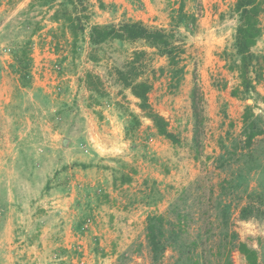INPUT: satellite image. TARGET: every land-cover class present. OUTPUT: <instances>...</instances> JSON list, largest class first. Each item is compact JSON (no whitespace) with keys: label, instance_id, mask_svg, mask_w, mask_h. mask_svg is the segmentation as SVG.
Returning <instances> with one entry per match:
<instances>
[{"label":"rangeland","instance_id":"1","mask_svg":"<svg viewBox=\"0 0 264 264\" xmlns=\"http://www.w3.org/2000/svg\"><path fill=\"white\" fill-rule=\"evenodd\" d=\"M234 1L185 0L194 18L186 26L172 21L179 0H84L88 19L73 41L67 23L53 18L58 1L0 0V91L9 89L0 94V111L1 96L10 99L0 124L27 133L19 139L22 154H0V264H172L170 248L151 261L147 215L166 212L184 188L186 204L204 209L219 139L239 135L248 104L264 119V61L254 92L230 94L238 85L227 67L235 59ZM126 21L175 34L185 50L177 88L168 85L166 58L142 41L90 44V25ZM260 21L252 51L264 56V11ZM135 50L146 51L137 78L151 83L150 107L176 142L157 133L116 75ZM22 52L23 81L15 60ZM121 174L130 180L121 182ZM258 179V171L250 174L249 187ZM146 184L160 201L147 196ZM230 221L264 262V217L241 220L234 209ZM231 259L246 264L236 249Z\"/></svg>","mask_w":264,"mask_h":264},{"label":"trees","instance_id":"2","mask_svg":"<svg viewBox=\"0 0 264 264\" xmlns=\"http://www.w3.org/2000/svg\"><path fill=\"white\" fill-rule=\"evenodd\" d=\"M40 5H53L56 9L53 18H62L75 41L78 32H83L88 14L85 12L84 0H37ZM185 0H179L174 10L172 21L176 24L190 25L194 18L184 12ZM233 11L237 23L233 36L232 55L235 59L227 64L237 74L238 85L230 92L232 96H245L255 89V83L261 75L264 56L252 51L262 34L260 15L264 11V0H235ZM89 42L99 45L107 40L142 41L155 53L167 60L168 85L177 88L183 78L185 66L182 44L171 31L161 28H149L141 21H126L118 25L89 26ZM145 50H135L125 65L116 69L120 83L130 89L138 99L139 108L152 121L157 133L172 142L176 136L168 130L166 120L154 112L148 102L151 83L138 80L137 72L141 67V57ZM222 55H229L223 52ZM25 53L15 56L20 79L28 77ZM140 65V66H139ZM92 74L85 75L86 83ZM24 84V83H23ZM88 87V84H87ZM197 117L196 107L193 105ZM242 126L239 135L226 136L219 139L220 152L213 157V167L217 170L216 180L209 177L205 208L187 203V188L178 194L167 207L166 212L151 213L146 217V242L149 247L151 261L157 262L167 248L175 252L172 264H233L231 252L241 253L246 264H264L259 260L258 251L238 240L237 233L231 230L232 210L238 209V218L260 219L264 217V119L253 112L251 105L244 107L241 116ZM258 171L259 179L254 187H249V176ZM121 182L130 180L127 174H121ZM146 181L144 182V184ZM147 196L153 202L161 200L155 186L147 185ZM197 188V187H196ZM154 195V196H153ZM194 208V209H193ZM204 214V217H202ZM202 217V218H201ZM204 218L205 222H200ZM204 226V227H203Z\"/></svg>","mask_w":264,"mask_h":264},{"label":"crops","instance_id":"3","mask_svg":"<svg viewBox=\"0 0 264 264\" xmlns=\"http://www.w3.org/2000/svg\"><path fill=\"white\" fill-rule=\"evenodd\" d=\"M3 90L0 91V94H6L7 90H9L6 86L2 87ZM3 99V110L1 109L0 111V115L2 114L3 117H5V113L8 112L7 108H8V103L10 101L9 97L7 96H1ZM5 108V111H4ZM11 120V119H10ZM1 123V122H0ZM16 126H13V128L11 129V131H14ZM18 128V126H17ZM9 125H7L5 123V120L2 121V124H0V154H22V149H20V142L19 139H23L22 135H27L26 132L21 133V131H14V132H10L9 133ZM11 134H14L16 136L10 138L9 136ZM18 134V135H17ZM10 138V143L8 142V139Z\"/></svg>","mask_w":264,"mask_h":264}]
</instances>
